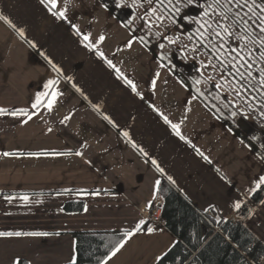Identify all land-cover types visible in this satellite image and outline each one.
<instances>
[{
  "label": "crops",
  "instance_id": "obj_1",
  "mask_svg": "<svg viewBox=\"0 0 264 264\" xmlns=\"http://www.w3.org/2000/svg\"><path fill=\"white\" fill-rule=\"evenodd\" d=\"M64 6L65 0H58L54 11ZM0 15L11 21L0 19V108L38 113L27 124L22 116L0 115V231L60 233L0 238V264H14L17 258L27 264H70L77 257L73 233L134 228L143 209L162 200L157 181L199 212L227 221L241 210L233 208L235 202L243 207L260 189L255 185L264 176V162L258 154L229 132L102 2L71 0L68 19L61 20L40 0H0ZM84 35L95 49L86 47ZM121 74L136 85V92ZM49 80L63 95L51 112L31 109ZM69 151L73 154H55ZM96 191L99 195L92 194ZM24 194L30 197L28 205L19 199ZM8 195L15 199L7 201ZM69 202H84L87 210L66 214ZM251 216L255 221L251 217L244 225L264 243L259 229L264 201ZM157 231L136 236L169 235L164 256L178 240L166 228ZM153 243L140 245L142 253L156 252Z\"/></svg>",
  "mask_w": 264,
  "mask_h": 264
},
{
  "label": "snow or ice",
  "instance_id": "obj_2",
  "mask_svg": "<svg viewBox=\"0 0 264 264\" xmlns=\"http://www.w3.org/2000/svg\"><path fill=\"white\" fill-rule=\"evenodd\" d=\"M71 0H65L64 10L54 11L57 8L58 0H40L47 10L56 17L57 19L67 20L66 15L68 4ZM150 4L159 5L164 9V12L171 17V23H176V18L180 16L182 11L188 7H198L200 9V14L196 17H185L191 24H195L196 28L194 33H188V39L191 41L196 40L199 44L197 48L196 44H193L191 51L197 52L198 54H203L199 52L202 48L206 53L210 54L213 60H210L205 67L211 66L214 70L220 71L227 74V77H231L229 80L227 77L223 78L222 82H217L215 88L221 89L227 87L232 93H235L237 99L241 100L245 105L241 108L239 104H235L232 101H227L226 98H222L220 94L213 96V100L220 101L223 105V109L229 110L228 119H232L235 122L236 117L247 118L249 112L257 113L258 117L264 121V0H147ZM124 3V0H116L117 7H120ZM141 3V0H132V6H136ZM107 7V5H105ZM157 8L152 7L146 15L154 17L158 22L165 18L164 13L161 15H156ZM0 19L7 21V17L0 15ZM11 23V21H7ZM15 28V25H12ZM76 28L77 35H81L78 27L72 25ZM21 34L23 32L21 31ZM157 37H160V33H155ZM83 39L89 41L86 47L90 49H95L96 45L90 42L89 35H84ZM142 43H144V38H139ZM164 39L168 40L169 43H175L172 36H165ZM105 36L101 35L99 41L103 42ZM132 41L128 42V47H131ZM160 48H164L163 44H160ZM102 58L104 57L103 52H98ZM161 59H166L165 56H161ZM109 67L115 68L111 60H108ZM259 65V66H258ZM119 72V70L117 69ZM159 76V73H157ZM121 78L132 88L133 92H136V85L127 77L121 74ZM201 81L196 80L194 83L199 84ZM155 81H153V86ZM51 86V87H50ZM47 91L37 95L35 101L31 105V109L46 108L51 112L60 96L63 95L62 92L56 90V81L49 80L48 84L45 85ZM137 95L139 93L137 92ZM204 96V93H200ZM205 99L207 97L205 96ZM212 108L216 109L214 113L217 119L225 118L224 112L220 107L215 104L211 105ZM9 114L12 116H22L24 117L23 123L27 124L34 115L38 113L32 112L28 109L18 108L9 111L6 108H0V115ZM107 119V117H105ZM70 119V117H65V120ZM166 123L171 124L167 116H164ZM173 129H178V125L172 124ZM51 131V129H48ZM229 132L232 129H228ZM125 136L128 133H124ZM176 134L184 139L180 132L177 130ZM253 141L259 140L257 136L251 138ZM244 144V140L240 141ZM246 147L251 145L246 144ZM261 148H264V143H261ZM141 151H143L141 149ZM47 153H29L32 156H40ZM56 155H72L71 151L67 153H55ZM3 156H12V152H3ZM75 155H82L81 152H76ZM201 155H203L201 153ZM258 158L264 162V154H258ZM154 164L155 161H152ZM157 169L163 172V168L157 165ZM168 179L174 184L175 181L172 177ZM160 182L157 181L156 190H159ZM264 185V176H260L258 182L256 183V189L261 188ZM66 192H71L72 189H66ZM85 191V190H81ZM251 191V190H250ZM93 195H99V191L92 193ZM5 199L11 202L15 197L8 195ZM19 199L28 205L31 203L30 197L24 194L19 197ZM36 203H43L41 200H37ZM151 207V204H149ZM242 203L237 201L234 203L233 208L235 210H240ZM87 206L85 205V211ZM148 221L141 219L137 222L134 228L130 230H125L123 236L115 242V244L110 248L109 253L105 259H102L99 264H108V261L117 255L125 247L129 240L138 234L147 232L152 234L157 231L156 228L147 227ZM50 235H60L57 233L41 232V231H0V238H11V237H47ZM164 255H167L165 253ZM163 256H157L156 260L159 262L163 259ZM14 264H21V260L17 258ZM70 264H77V258L74 256L70 261Z\"/></svg>",
  "mask_w": 264,
  "mask_h": 264
},
{
  "label": "trees",
  "instance_id": "obj_3",
  "mask_svg": "<svg viewBox=\"0 0 264 264\" xmlns=\"http://www.w3.org/2000/svg\"><path fill=\"white\" fill-rule=\"evenodd\" d=\"M107 9L140 41V37L144 38V43H141L167 67L172 74L178 78L181 83L207 107L213 114L216 112L211 105L215 104L220 107L225 118L219 119L232 132L237 135L246 144L251 145L250 148L257 154H264V148L260 147L258 140L253 141L251 138L255 129L248 120L237 124L232 119H228L229 110L223 109L220 101L213 100V96L223 94L220 89L215 88V84L209 85V90H199L198 84L194 83L196 79L192 73L196 70L189 68L183 69L179 62L182 58L179 51L173 59L163 53V44L165 40L155 35V30L151 29L141 18L137 22L133 21L134 12L131 8H123V4L117 7L116 2L112 0H99ZM156 7L160 13H164L165 18L172 25L173 29L182 38L186 39L192 46L197 44L196 40H189L188 33H194L196 25L189 23L185 17H196L200 14L198 7L185 8L179 17L176 18V23H171V17L164 12V9L159 5L151 4ZM156 37L158 41H156ZM200 53L207 60H213L212 56L205 52L204 49H199ZM167 59H161V56ZM213 62H215L213 60ZM259 66V65H258ZM192 67V65H190ZM221 75L227 77L226 73L219 71ZM197 76V77H196ZM198 78V74L195 75ZM231 80V77H227ZM203 92L204 96L200 93ZM205 96L207 99H205ZM227 100V99H226ZM254 113V112H252ZM215 115V114H214ZM216 116V115H215ZM157 196L162 199V216L166 224V229L177 238L175 246L164 255L159 264H261L264 261V243H262L245 225L244 221L251 214L254 206L260 205L264 201V185L251 197L250 201L245 204L241 210V217L244 219L236 224L230 220L220 224V233L216 235L203 236L204 225L212 218H209V212H199L188 201H186L178 192L168 186L165 182H161ZM85 210L84 202H69L64 206V211L67 214H80ZM121 232H103V233H74L76 242L77 264H99L102 259H105L110 248L123 236ZM21 264H27L21 262ZM158 264V263H157Z\"/></svg>",
  "mask_w": 264,
  "mask_h": 264
},
{
  "label": "rangeland",
  "instance_id": "obj_4",
  "mask_svg": "<svg viewBox=\"0 0 264 264\" xmlns=\"http://www.w3.org/2000/svg\"><path fill=\"white\" fill-rule=\"evenodd\" d=\"M112 1L116 2V0H112ZM125 7H129L133 10L134 12L133 21L134 22H137L139 18H141L143 22H145L151 29H154L156 33L157 32L160 33V37L163 40H165V42L163 43L164 45L163 53L166 56H168L170 60L173 59L172 57H175L177 55L176 51L180 52L182 58L179 59L180 60L179 62L182 64L183 69L188 70L190 68L191 72H192V69L196 70L195 72L197 73H192V75L196 80L201 81L198 84L199 90H202V91L209 90L210 84H216L217 82H222L223 78H225L223 75L219 73V71L214 70L211 66H207V67L204 66L208 64L209 60H207L202 54H198L197 52L191 51L193 46L188 41H186V39L182 38L179 34H177V32H175L172 25L169 23V21L166 18L158 22L154 17H150L149 15H146V13L149 12L152 8L151 4L148 3L147 0H141V3L136 6H132V0H124L123 8ZM156 15H161V13L157 10ZM165 36H172L173 39L175 40V43H169L168 40L164 39ZM156 41H158L157 37H156ZM190 65H192V67H190ZM197 74H198V78H196L197 76L195 77V75ZM220 90L223 94V97H225L227 101H232L235 104H239L241 108L245 107L243 102L237 99V97L235 96V93L230 92L227 87H223ZM245 120H248L249 123L255 127V129L253 130V135L260 138L258 140L260 145L261 143H264V121H262L258 117L257 113L255 112L252 113L251 111L249 112L248 117L245 118ZM235 122L237 124L243 123L244 118H241L238 116L235 118ZM161 201L159 203H161V205L163 206L162 204L163 202ZM147 207L148 206H146L143 209V213H142L144 220H146L144 212ZM256 209H257V206H254L252 208L251 214L245 220H243L244 217H241V214L239 213L236 218L232 217L230 221L236 224L243 220L245 224L246 221H249L251 219L252 217L251 215ZM208 216L209 218H212V221L211 222L209 221L207 224L204 225V228H203L204 236H207L208 234L209 235L219 234L220 224L223 221L226 222L227 220H225L224 218H219L216 214L210 213V212L208 213ZM37 219H39V217H37ZM252 221H255V218L252 217ZM147 225H149L150 227H153L151 226L149 222ZM263 227H264V220L260 222V226H259L261 233L264 232ZM164 228H166V224H164L163 227H159V228L156 227L157 230H161ZM92 233H98V232H92ZM99 233H103V232H99ZM73 234H72V237H74ZM166 236H169V235L156 234L154 237L152 236L146 237V238H149L148 240L144 239L143 235L136 236V238H133L132 240H130V242L126 245V247L122 249L119 255H117V257H114V259H112L116 263L115 262H112V263L113 264L114 263L115 264H157L158 262L156 260V257L161 256L162 253L166 252L168 242L170 241L169 237L166 238ZM139 237H141V239H137ZM257 238L259 239V237ZM149 242L150 243L154 242L153 245L154 246L157 245V250L154 253L152 250V254L147 255V253H142L143 252L142 246L140 245L148 244ZM5 244L7 246L11 245L10 242H7ZM146 247L147 246H144L143 248H146ZM140 248H141V254L139 252ZM51 263L53 262L51 261ZM261 264H264V261H262Z\"/></svg>",
  "mask_w": 264,
  "mask_h": 264
},
{
  "label": "built area",
  "instance_id": "obj_5",
  "mask_svg": "<svg viewBox=\"0 0 264 264\" xmlns=\"http://www.w3.org/2000/svg\"><path fill=\"white\" fill-rule=\"evenodd\" d=\"M145 219L153 226L156 227H163L165 221L162 216V205L159 202H154L151 204V207H147L145 212ZM212 213V212H210Z\"/></svg>",
  "mask_w": 264,
  "mask_h": 264
}]
</instances>
